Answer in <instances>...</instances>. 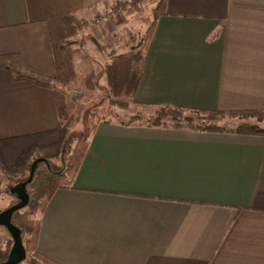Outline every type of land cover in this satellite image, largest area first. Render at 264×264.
Masks as SVG:
<instances>
[{"label": "crops", "instance_id": "0c3cea01", "mask_svg": "<svg viewBox=\"0 0 264 264\" xmlns=\"http://www.w3.org/2000/svg\"><path fill=\"white\" fill-rule=\"evenodd\" d=\"M130 1L0 0V57L55 79L48 22L76 16L103 42ZM133 102L264 111V0H167ZM60 126L54 88L14 81L0 68V213L16 204L9 188L25 171L9 170H19L23 147ZM88 142L72 186L57 191L41 216V257L56 264H264V135L101 122Z\"/></svg>", "mask_w": 264, "mask_h": 264}, {"label": "rangeland", "instance_id": "374dc122", "mask_svg": "<svg viewBox=\"0 0 264 264\" xmlns=\"http://www.w3.org/2000/svg\"><path fill=\"white\" fill-rule=\"evenodd\" d=\"M158 4L159 0H131L121 5L122 10H119L118 6L114 7L119 10L117 13L120 17L118 21L114 20L113 24H116L114 32L112 31L113 25L109 24L107 28L111 32L103 42L93 37L89 21L77 18L69 24L60 25L61 32L64 33L66 28L65 32L68 35L72 33L71 37L63 38L62 41L63 47L67 49L71 57V72L63 71L61 81L56 80L53 84L62 97L63 126L57 134L30 140L25 148L23 147L24 151L18 160L19 170L12 167L10 172L15 174L24 170L25 173L21 180H25L29 177L33 162L38 158H45L50 164V169L42 164L37 174L46 170L50 174L61 175L70 163L74 164L76 152L83 146V143L88 142L91 134L101 122L154 126L162 111L161 108L137 106L131 96L113 97V102H111L113 94L111 95L109 91L106 68L117 56L143 55L154 24V11ZM114 13V11L109 13V17H112ZM189 114L194 118L191 124L186 123L184 119L177 122L166 117L161 119L159 126L193 129L203 126L195 113ZM252 121L256 123V119ZM216 124L228 130L232 126L226 121ZM14 181L18 180L14 179ZM45 205L46 201L43 199L35 210L28 207L22 210L31 226L41 219ZM33 235L34 233L29 236L31 240ZM10 238L8 231L0 226L1 244L9 241ZM31 261L38 264H52L34 255L33 252L27 254V259L22 264H30Z\"/></svg>", "mask_w": 264, "mask_h": 264}, {"label": "trees", "instance_id": "16d2710c", "mask_svg": "<svg viewBox=\"0 0 264 264\" xmlns=\"http://www.w3.org/2000/svg\"><path fill=\"white\" fill-rule=\"evenodd\" d=\"M167 8V0H159V4L154 11V24L151 28V33L147 40V45L143 55L133 54L130 56H117L113 62L107 66L106 68V76L107 82L109 86V91L112 96L111 102H113V97H124L131 96L134 98L135 93L138 89L140 79L143 74V66L144 59L147 48L149 47L150 41L154 34L155 26L158 19L165 15ZM76 16H64L60 18H56L50 20L48 22L50 28V36L53 43V51L54 58L57 67V76L55 79H47L43 77H39L33 74L26 72L23 68H20L15 65L14 57H0V68L6 69L12 74L14 81H28L35 85L42 87H50L55 89L56 98H57V106H58V114L60 118V130L62 128V120H63V105H62V97H60V93L53 86L56 80L62 79V72L66 70V72H71L70 64L71 57L67 52V49L63 47V38L71 37L72 33L69 35L65 32L60 31V25L63 23H70L73 19H77ZM87 25V23H84ZM59 26V28L57 27ZM110 99V97H109ZM119 103V102H117ZM161 113L156 119L154 126L149 127H160V121L163 118H170L174 121L180 122L182 119L186 121V123L191 124L194 121V118L191 117L189 113H195L197 115V119L201 120L203 126H198L197 129L193 128H182V127H160V128H172V129H188L199 132H207V133H220V134H238V135H264V111H203V110H183L174 107H163L161 108ZM252 119H256V123L252 121ZM226 121L230 125H232L228 130L226 128H222L218 126L216 123ZM262 125V126H261ZM131 126V125H125ZM205 127V128H204ZM89 142L83 143V146L80 147L79 150L75 154V161L72 165L71 163L67 166L66 171L61 175H54L53 173H48L42 171L39 175L38 170L36 172L35 178L29 186L30 193V203L27 206L32 210L36 209L38 203L45 199L46 205L43 207L44 213L48 203L51 201L54 194L59 190L68 189L72 186L73 180L80 168V165L83 161V158L88 150ZM79 152V153H78ZM30 174V173H29ZM26 207V208H27ZM13 224L18 227L22 232L23 242L26 249L27 254L33 252L34 255L39 257L40 254L37 253V243L38 237L41 229V219L34 223L32 226L28 221V218L21 211H18L14 214ZM33 235V239H30V235ZM29 238H28V237ZM0 240V264L5 262L8 258L10 250L13 246V241L10 238L9 241L1 244ZM43 258V257H42ZM45 259V258H44ZM51 262V261H49ZM52 264H56L51 262ZM30 264H38L34 261H31Z\"/></svg>", "mask_w": 264, "mask_h": 264}, {"label": "water", "instance_id": "95a60500", "mask_svg": "<svg viewBox=\"0 0 264 264\" xmlns=\"http://www.w3.org/2000/svg\"><path fill=\"white\" fill-rule=\"evenodd\" d=\"M42 164L50 169V164L47 159L38 158L31 165L29 177L9 188L11 196L16 200V204L0 213V226L4 227L10 234L13 246L7 260L1 264H22L27 259L22 232L12 221L16 212L25 209L29 205L30 193L28 189L35 178L38 168Z\"/></svg>", "mask_w": 264, "mask_h": 264}, {"label": "built area", "instance_id": "2783aa9c", "mask_svg": "<svg viewBox=\"0 0 264 264\" xmlns=\"http://www.w3.org/2000/svg\"><path fill=\"white\" fill-rule=\"evenodd\" d=\"M113 11H109V13L111 14Z\"/></svg>", "mask_w": 264, "mask_h": 264}]
</instances>
